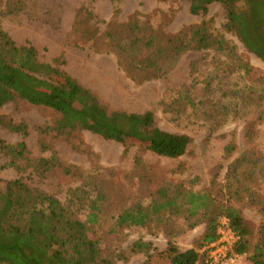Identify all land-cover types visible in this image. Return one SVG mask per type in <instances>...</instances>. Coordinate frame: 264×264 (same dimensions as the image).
I'll use <instances>...</instances> for the list:
<instances>
[{"label": "rangeland", "instance_id": "obj_1", "mask_svg": "<svg viewBox=\"0 0 264 264\" xmlns=\"http://www.w3.org/2000/svg\"><path fill=\"white\" fill-rule=\"evenodd\" d=\"M225 15L217 1L205 15H193L188 0H0V29L16 44L34 46L40 61L76 79L109 111H151L160 129L191 138L186 152L176 158L157 155L137 140L124 145L88 130L67 138L41 131L54 124L58 111L16 99L0 106V116L26 124L27 155L55 157L78 173L55 166L39 174L23 160L6 165L9 159L0 152V189L21 177L63 203L74 201L70 189L80 187L92 198L103 193L101 226L88 224V236L114 264L146 260L145 251L129 254L134 241L149 243L153 254L165 250L168 241L180 250L190 248L203 233L204 223L190 226L193 218L168 213L160 223L111 231L121 210L147 206L161 189L169 196L180 187L208 190L217 203L241 210L257 230L262 212L250 197L264 199V62L224 28ZM134 19L140 21V32L126 25ZM202 21H209L210 33L224 41V49H188L160 77L141 80V72L133 68L146 57L143 49L122 53L116 48H143L152 33L167 38ZM136 33L139 40L132 45ZM21 139L20 133L0 125V140L16 144ZM236 164L234 175L230 170ZM86 216L87 210L80 209L78 217L86 221ZM221 222L219 218V226ZM240 258V264H252L247 253Z\"/></svg>", "mask_w": 264, "mask_h": 264}, {"label": "trees", "instance_id": "obj_2", "mask_svg": "<svg viewBox=\"0 0 264 264\" xmlns=\"http://www.w3.org/2000/svg\"><path fill=\"white\" fill-rule=\"evenodd\" d=\"M188 1L189 12L193 15H205L210 3L220 2L226 13L224 28L264 62V0ZM134 20L126 25L133 32H140V21ZM134 39L132 45L139 40L137 33ZM212 46L223 50L224 41L210 33L209 21H202L167 38L152 33L143 48L128 46L125 49L120 45L116 48L122 53L144 50L146 57L133 65L144 80L162 76L186 50ZM119 63L132 79L135 78L127 65L123 66V61ZM240 67L245 74L251 72L247 64L242 63ZM16 99L49 106L59 112L54 124L43 127L42 132L53 131L71 138L75 132L88 130L124 145L137 140L151 152L170 158L183 155L191 142L186 134L160 129L151 111H109L76 79L58 67L40 61L34 46L18 45L0 29V106ZM0 125L22 135L16 144L0 140V152L9 159L6 165L14 166L15 161L23 160L39 174L55 166L66 173H78L76 168L60 164L55 157L30 158L23 140L27 134L25 123L14 124L0 116ZM237 168L236 164L230 173L235 175ZM69 193L74 201L63 203L51 194L30 187L21 177L5 183L0 189V264H114L110 256L101 254L98 242L88 236L91 229L88 224L101 226L103 193L97 192L92 198L80 187L70 189ZM158 195L145 207L137 205L121 210L111 231L160 223L165 213L193 218L190 226L204 223V231L190 248L184 250L168 241L165 250L149 254V243L134 241L128 249L129 254L145 251L147 258L142 264H208V251L202 249L218 238L219 218L227 219L228 226L239 237L232 245L233 251L240 255L247 253L252 264H264V199L253 194L250 197L262 212V222L255 230L241 210L217 203L208 190L195 192L180 187L172 196L162 189ZM73 204L78 207L73 208ZM80 209L87 210L86 221L78 217Z\"/></svg>", "mask_w": 264, "mask_h": 264}, {"label": "built area", "instance_id": "obj_3", "mask_svg": "<svg viewBox=\"0 0 264 264\" xmlns=\"http://www.w3.org/2000/svg\"><path fill=\"white\" fill-rule=\"evenodd\" d=\"M238 238L228 226L227 219L222 218L218 238L203 248L208 251V264H240L241 255L232 249Z\"/></svg>", "mask_w": 264, "mask_h": 264}]
</instances>
